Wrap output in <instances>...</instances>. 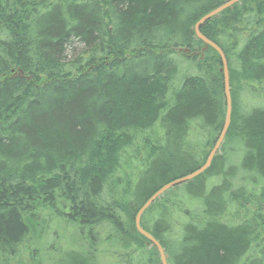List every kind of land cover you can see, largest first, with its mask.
Returning a JSON list of instances; mask_svg holds the SVG:
<instances>
[{"label":"trees","instance_id":"trees-1","mask_svg":"<svg viewBox=\"0 0 264 264\" xmlns=\"http://www.w3.org/2000/svg\"><path fill=\"white\" fill-rule=\"evenodd\" d=\"M226 1L0 0V264L42 209L74 223L93 257L161 264L135 216L222 130L221 59L194 25ZM201 31L228 59L231 124L210 168L141 225L169 264H264V0ZM88 261L70 251L65 264Z\"/></svg>","mask_w":264,"mask_h":264},{"label":"rangeland","instance_id":"rangeland-1","mask_svg":"<svg viewBox=\"0 0 264 264\" xmlns=\"http://www.w3.org/2000/svg\"><path fill=\"white\" fill-rule=\"evenodd\" d=\"M239 162L238 149L231 151L229 163L238 165ZM70 251L82 254L89 260L86 264H116L104 250L97 253V257L88 254L86 236L80 234L74 223L57 216L51 209L38 211V217L33 219L27 238L22 241L16 255L5 264H65L67 252Z\"/></svg>","mask_w":264,"mask_h":264},{"label":"water","instance_id":"water-1","mask_svg":"<svg viewBox=\"0 0 264 264\" xmlns=\"http://www.w3.org/2000/svg\"><path fill=\"white\" fill-rule=\"evenodd\" d=\"M242 0H228L222 5L214 8L212 11L207 13L205 16H203L196 24H195V32L198 38H200L207 46H210L214 48L217 53L220 56L221 63H222V70L224 74V89H225V100H226V116L224 120V124L222 127V130L213 146V148L210 150L209 155L205 161V163L200 166L195 171L191 172L190 174H187L181 178L175 179L165 185H163L158 191H156L144 204L143 206L138 210L136 216H135V226L136 229L140 234H142L144 237H146L152 246H154L160 256L161 264H169L168 263V255L165 251V248L162 246L159 240H157L150 232H148L146 229H144L141 225V219L146 210L163 194H165L168 190L172 189L175 186L181 185L183 183L189 182L193 180L194 178L198 177L199 175L203 174L208 168H210L212 161L214 157L217 155V153L220 151L221 146L225 140L226 134L229 130L230 124H231V117H232V110H233V101H232V94H231V85H230V72H229V63L227 56L224 52V50L214 41H212L210 38L205 36L202 31L201 27L203 24H205L208 20L211 18L218 16L222 11L232 7L233 5L240 3Z\"/></svg>","mask_w":264,"mask_h":264},{"label":"bare ground","instance_id":"bare-ground-1","mask_svg":"<svg viewBox=\"0 0 264 264\" xmlns=\"http://www.w3.org/2000/svg\"><path fill=\"white\" fill-rule=\"evenodd\" d=\"M233 6H234V5H233ZM211 11H212V10H211ZM222 12H223V11H222ZM208 13H209V12H208ZM205 15H206V14H205ZM205 15H204V16H205ZM202 17H203V16H202ZM202 17H201V18H202ZM201 18H200V19H201ZM200 19H199V20H200ZM199 20H198V21H199ZM198 21H197V22H198ZM197 22H196V23H197ZM196 23H195V24H196ZM203 25H204V24H203ZM203 25H202V26H203ZM194 27H195V25H194ZM194 30H195V29H194ZM195 33H196V32H195ZM199 39H200V38H199ZM208 155H209V154H208ZM207 157H208V156H207ZM214 158H215V157H214ZM213 160H214V159H213ZM212 163H213V161H212ZM211 165H212V164H211Z\"/></svg>","mask_w":264,"mask_h":264}]
</instances>
